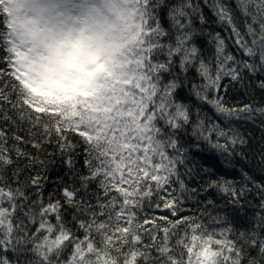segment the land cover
<instances>
[{
	"label": "snow or ice",
	"instance_id": "snow-or-ice-1",
	"mask_svg": "<svg viewBox=\"0 0 264 264\" xmlns=\"http://www.w3.org/2000/svg\"><path fill=\"white\" fill-rule=\"evenodd\" d=\"M0 17V264H264V0Z\"/></svg>",
	"mask_w": 264,
	"mask_h": 264
},
{
	"label": "clouds",
	"instance_id": "clouds-1",
	"mask_svg": "<svg viewBox=\"0 0 264 264\" xmlns=\"http://www.w3.org/2000/svg\"><path fill=\"white\" fill-rule=\"evenodd\" d=\"M76 103H78V101L75 100V99L65 100L60 106H61L62 108H65V109L71 110V108H72Z\"/></svg>",
	"mask_w": 264,
	"mask_h": 264
},
{
	"label": "trees",
	"instance_id": "trees-1",
	"mask_svg": "<svg viewBox=\"0 0 264 264\" xmlns=\"http://www.w3.org/2000/svg\"><path fill=\"white\" fill-rule=\"evenodd\" d=\"M0 27H2V17H0ZM207 160L210 165L216 166V161L212 157H207ZM257 179H264V177L258 175Z\"/></svg>",
	"mask_w": 264,
	"mask_h": 264
}]
</instances>
